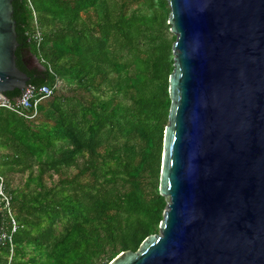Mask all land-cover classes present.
<instances>
[{
  "label": "trees",
  "instance_id": "1",
  "mask_svg": "<svg viewBox=\"0 0 264 264\" xmlns=\"http://www.w3.org/2000/svg\"><path fill=\"white\" fill-rule=\"evenodd\" d=\"M13 2L18 68L28 85L62 89L32 120L0 109V176L18 229L0 264H110L159 233L164 134L174 70L161 30L166 0ZM43 72L27 70L22 54ZM8 93L9 100L20 96ZM18 177V183L14 178ZM11 222L0 212V231Z\"/></svg>",
  "mask_w": 264,
  "mask_h": 264
},
{
  "label": "water",
  "instance_id": "2",
  "mask_svg": "<svg viewBox=\"0 0 264 264\" xmlns=\"http://www.w3.org/2000/svg\"><path fill=\"white\" fill-rule=\"evenodd\" d=\"M14 1L0 0L4 96L25 95L31 80L17 66ZM166 2L176 36L167 206L159 233L110 264H264V0Z\"/></svg>",
  "mask_w": 264,
  "mask_h": 264
},
{
  "label": "built area",
  "instance_id": "3",
  "mask_svg": "<svg viewBox=\"0 0 264 264\" xmlns=\"http://www.w3.org/2000/svg\"><path fill=\"white\" fill-rule=\"evenodd\" d=\"M26 5L29 10H31L32 18H33V31L30 33V40H32L37 47L39 48L43 43V33L40 29L38 23V15L34 8V4L32 0H26ZM29 90L25 95L22 96V93L17 99L11 101L7 96L0 94V109H4L9 111L10 113L25 119L32 120L38 114V107L40 102L50 98L53 95L54 89H57V86L52 89L47 85L45 86H36V85H28ZM12 198L8 194L5 186L4 179L0 176V212L5 214L7 218H9L11 222V231L10 234L8 232L0 231V247L3 244H10V254H13V242H12V234L16 232L18 229V225L13 217L12 209Z\"/></svg>",
  "mask_w": 264,
  "mask_h": 264
},
{
  "label": "rangeland",
  "instance_id": "4",
  "mask_svg": "<svg viewBox=\"0 0 264 264\" xmlns=\"http://www.w3.org/2000/svg\"><path fill=\"white\" fill-rule=\"evenodd\" d=\"M161 36H162V38L164 40H166L168 42H172L173 44L176 41V36L171 32V27H170V25L168 23V20L165 23L164 29L161 30ZM171 55H172V58H173V61H174L173 50H171ZM34 65H35V67H33L32 70H35L37 72H43L44 71L43 67L40 66V63H39L38 60L34 62ZM57 85H58L57 89H62L64 87V84H62L61 81H59ZM17 178L18 177L14 178V183H16V184L19 181Z\"/></svg>",
  "mask_w": 264,
  "mask_h": 264
},
{
  "label": "flooded vegetation",
  "instance_id": "5",
  "mask_svg": "<svg viewBox=\"0 0 264 264\" xmlns=\"http://www.w3.org/2000/svg\"><path fill=\"white\" fill-rule=\"evenodd\" d=\"M25 54H26L25 56L22 54L21 60L26 68L31 69L32 67H34L30 59L31 55L28 52H25Z\"/></svg>",
  "mask_w": 264,
  "mask_h": 264
}]
</instances>
